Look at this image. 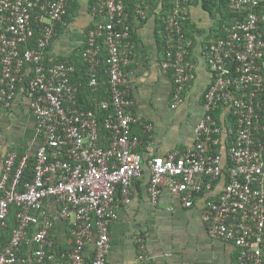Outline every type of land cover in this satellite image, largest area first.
I'll return each instance as SVG.
<instances>
[{
  "label": "built area",
  "instance_id": "obj_1",
  "mask_svg": "<svg viewBox=\"0 0 264 264\" xmlns=\"http://www.w3.org/2000/svg\"><path fill=\"white\" fill-rule=\"evenodd\" d=\"M135 1L137 12L147 18L152 0ZM71 2L0 0V99L11 107L23 87L41 138L30 180L23 182L29 155L10 152L4 160L0 240L12 207L18 210L9 240L2 246L0 242V264H88L89 246L91 264H108L109 226L118 216L119 201L131 203L132 181L143 171L138 151L141 138L133 130L140 119L134 113L126 71L136 44L130 38L132 24L125 0H96L94 14L108 21L89 31L81 56L85 85L95 93L100 92L105 66L107 97L94 103L98 109H112L103 121L109 131L107 141L102 138L97 112L79 104L84 83L75 78L76 65L50 51ZM193 2L172 0L168 11L160 14L164 25L161 66L173 77V106L182 101L186 87L197 76L192 40L185 28ZM228 6L233 17L222 24L225 34L202 48L212 81L194 142L150 159L148 190L157 203L167 185L191 207L197 196L221 182L203 207L208 233L233 242L239 264H264V0H229ZM220 108L235 118V126L227 130L226 162L219 148L223 126L214 116ZM51 198L60 216L70 220L73 248L61 255L53 236L55 221L46 208ZM137 240L139 260L154 264L145 240Z\"/></svg>",
  "mask_w": 264,
  "mask_h": 264
},
{
  "label": "crops",
  "instance_id": "obj_2",
  "mask_svg": "<svg viewBox=\"0 0 264 264\" xmlns=\"http://www.w3.org/2000/svg\"><path fill=\"white\" fill-rule=\"evenodd\" d=\"M93 2H73L69 17L59 29L57 27L50 48L56 58L71 60L78 56V49L84 46L89 29L96 23ZM157 17L158 13L152 12L146 19L136 18L133 21L137 44L126 71L135 100L134 113L140 119V124H134L133 130L141 138L139 151L143 156V171L132 181L131 203L119 201L118 216L109 226L111 249L108 264H143L138 258V237L145 240L154 264H239L237 246L212 237L202 218L206 200L216 195L221 182L197 196L191 207H186L167 185L163 186L157 203L153 202L148 190L150 159L166 155L174 149L183 150L194 142L196 125L204 113V95L212 81L202 48L217 37L218 30L217 16L204 8L200 0H195L187 27L192 40V58L198 67L197 76L186 87L182 101L173 106V77L161 66L164 44ZM28 104L29 98L23 87L18 90L11 107H5L0 99V175L10 152H16L18 156L29 155L33 159L40 145L35 117ZM222 117L224 137L219 148L226 162L227 130L231 122L228 114L223 113ZM146 124H152L154 128L149 131ZM46 208L55 221L53 236L56 250L61 254L71 250L70 220L60 216L54 198L47 200ZM13 220L11 211L9 228L2 232L5 243L10 237V226L16 224ZM92 257V246H89L88 264H91Z\"/></svg>",
  "mask_w": 264,
  "mask_h": 264
},
{
  "label": "trees",
  "instance_id": "obj_3",
  "mask_svg": "<svg viewBox=\"0 0 264 264\" xmlns=\"http://www.w3.org/2000/svg\"><path fill=\"white\" fill-rule=\"evenodd\" d=\"M74 1L75 0H72L71 4L69 6L68 14L65 17V20L69 17V13L71 12L72 5H73ZM200 1H201L202 5L204 6V8L208 9L209 11H211L213 14H215L217 16V19H218V26H217L218 30H217V37L215 38V39H217L218 37H220V36L225 34V32L222 29V24L225 23V22H229L232 19V17H233V14H232L231 10L229 9V6H228L229 0H200ZM95 2H96V0H94L93 6H94ZM125 4H126V7H127V11L129 13L130 22L132 24L130 38L135 44H137V37H136V32L134 31L133 21L136 18L142 19L143 17L137 12V6H136V1L135 0H125ZM171 5H172V0H152L151 1V8L148 11L149 12L148 13V17H149V14H151L152 12L158 13L157 19L159 18L160 27H161V30H162L161 32H162V35H163V44H164V25L162 23L160 14L161 13L162 14L166 13L168 11V8ZM159 6H160V8H159ZM157 9H159L158 10L159 12H157ZM95 15H96V23L91 26L89 31L91 29H94L99 22H107L108 21L107 18L104 15H98V14H95ZM143 19H146V18H143ZM61 23L62 22H60L58 24V29H59V26L61 25ZM188 23H189V21H187L186 24H185V28H186L187 33H188V27H187ZM89 31H88V33H89ZM188 35H189V33H188ZM86 41H87V39H86ZM86 41L84 43V46H81V48L78 49V51H77L78 52V56L77 57H73L71 59V61L77 67V72L75 73V78L80 80V81L82 80L83 83H84V85L82 86V88L80 90V94H79V104L83 108L93 109V110H95L97 112V115H98V118H99V121H100L102 138H104V140L107 141V139L109 138V131L104 128L103 121H104V119L106 117L111 115L112 109L111 108L110 109H98L96 107V104L94 103V99H103V98L107 97V93H106L105 90H106V86L108 85V82H107V76H106V74L104 72L105 66L102 67L101 74H100V78H101V80H100L101 81L100 92L99 93H95L89 87H87L85 85V83H87V76L85 74V64L82 61V57L81 56H82V52H83V50H84V48L86 46ZM163 48H164V46H163ZM61 60H65V59L63 58ZM223 113H224V110L221 109V108L214 112V116L218 119V121L220 123H223V119H222L223 118L222 117ZM229 121L231 122V125L235 126V118H232L231 115H229ZM105 145H108V142H105ZM138 151H139V148H138ZM139 153H140V151H139ZM19 157H22V156H19ZM34 164H35V156H34L33 159L29 158L28 165L25 168L24 173H23V182L28 181V180H30L32 178ZM119 195H121L120 191H119ZM17 210L18 209L15 206H13L12 209H11V211H12V213L14 215V220H13L14 223H16ZM14 225H16V224H14ZM14 227L15 226H13V227L10 226V229H9L10 235H11V232H12ZM32 232L33 231L31 229L30 236L32 235ZM2 239H3V234L1 235V240H0L1 246L5 244V242H3ZM6 242H7V240H6ZM1 246H0V248H1ZM25 249H26V247L24 248V250ZM58 253H59V255H61L60 251Z\"/></svg>",
  "mask_w": 264,
  "mask_h": 264
}]
</instances>
